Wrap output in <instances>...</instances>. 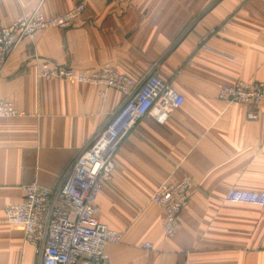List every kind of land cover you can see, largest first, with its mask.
Returning <instances> with one entry per match:
<instances>
[{
    "label": "crops",
    "instance_id": "obj_1",
    "mask_svg": "<svg viewBox=\"0 0 264 264\" xmlns=\"http://www.w3.org/2000/svg\"><path fill=\"white\" fill-rule=\"evenodd\" d=\"M79 1L0 0V26ZM85 4L70 28L37 31L0 69V100L23 113L0 118V264H38L4 207L21 201L24 185L57 186L123 100L113 89L101 97L99 87L37 77L53 66L110 68L137 83L156 75L184 98L141 118L120 144L97 197L98 221L123 233L105 247L108 264H264V207L225 201L231 189L264 192V105L248 121L246 105L217 98L219 86L264 81V0ZM182 177L192 183L188 200L166 236L151 197Z\"/></svg>",
    "mask_w": 264,
    "mask_h": 264
},
{
    "label": "built area",
    "instance_id": "obj_2",
    "mask_svg": "<svg viewBox=\"0 0 264 264\" xmlns=\"http://www.w3.org/2000/svg\"><path fill=\"white\" fill-rule=\"evenodd\" d=\"M85 8V0H81L65 13L51 17L36 8L8 26H0V69L24 39H32L39 30L70 28ZM37 77L99 87L101 97L113 89L123 100L74 157L60 183L52 188L37 182L22 186L21 201L4 207V219L22 227L24 243L34 249L38 264H108L105 247L121 243L123 233L98 221L97 197L111 177L120 144L141 118L155 117V111L178 108L184 98L156 75H148L137 83L105 67L92 72H78L69 66L40 67ZM217 98L246 105V119L256 121L258 108L264 105V81L219 86ZM22 114L11 102L0 100V118ZM191 184L188 177L168 180L151 197L152 204L163 211L162 231L166 236H173L179 227V215L187 203ZM225 201L264 207V192L231 189ZM142 247L148 250L151 244L146 242Z\"/></svg>",
    "mask_w": 264,
    "mask_h": 264
},
{
    "label": "bare ground",
    "instance_id": "obj_3",
    "mask_svg": "<svg viewBox=\"0 0 264 264\" xmlns=\"http://www.w3.org/2000/svg\"><path fill=\"white\" fill-rule=\"evenodd\" d=\"M163 212V211H162Z\"/></svg>",
    "mask_w": 264,
    "mask_h": 264
}]
</instances>
